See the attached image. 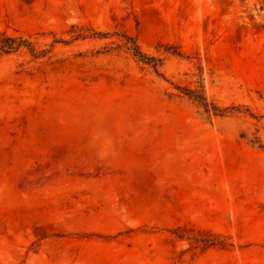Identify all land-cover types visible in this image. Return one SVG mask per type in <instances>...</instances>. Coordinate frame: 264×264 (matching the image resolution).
Returning <instances> with one entry per match:
<instances>
[{
    "label": "rangeland",
    "instance_id": "374dc122",
    "mask_svg": "<svg viewBox=\"0 0 264 264\" xmlns=\"http://www.w3.org/2000/svg\"><path fill=\"white\" fill-rule=\"evenodd\" d=\"M227 2L0 0V264H264V0Z\"/></svg>",
    "mask_w": 264,
    "mask_h": 264
},
{
    "label": "trees",
    "instance_id": "16d2710c",
    "mask_svg": "<svg viewBox=\"0 0 264 264\" xmlns=\"http://www.w3.org/2000/svg\"><path fill=\"white\" fill-rule=\"evenodd\" d=\"M4 38H6V40H11V41L14 40V39L11 38V37H6V36H5ZM1 40H3V39L0 38V51H4L5 47H7L8 49H11V48L13 47L11 44H4L3 41H1ZM1 42H2V43H1ZM7 48H6V49H7Z\"/></svg>",
    "mask_w": 264,
    "mask_h": 264
},
{
    "label": "bare ground",
    "instance_id": "6f19581e",
    "mask_svg": "<svg viewBox=\"0 0 264 264\" xmlns=\"http://www.w3.org/2000/svg\"><path fill=\"white\" fill-rule=\"evenodd\" d=\"M227 3H228L229 5L236 4V3H237V0H228ZM197 6H198V4H197ZM199 6H200V3H199ZM199 6H198V9L200 10Z\"/></svg>",
    "mask_w": 264,
    "mask_h": 264
}]
</instances>
